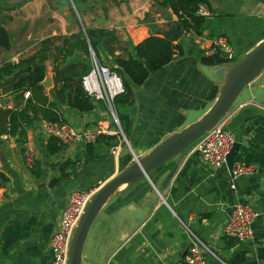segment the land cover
<instances>
[{
  "label": "crops",
  "instance_id": "crops-1",
  "mask_svg": "<svg viewBox=\"0 0 264 264\" xmlns=\"http://www.w3.org/2000/svg\"><path fill=\"white\" fill-rule=\"evenodd\" d=\"M162 1L0 0V30L6 32L0 65L32 55L46 39L55 38V46L61 47L64 39L86 30L112 31L119 47L114 54L123 55L150 35L164 36L175 24ZM207 2L203 32L183 31L174 42L180 52L173 61L142 85L132 86L131 103L117 108L128 119L126 136L100 102L93 101L90 112L59 103L52 59L45 63V79L51 82L43 87L48 106L76 131L103 134L93 144L61 146L50 155L52 137L41 120L26 126L24 142L18 134L0 133V264H50V238L71 191H97L135 158H143L210 109L225 75L201 62L212 38L226 36L235 60L264 41V0ZM97 49L98 62L111 69L103 43ZM76 53L81 55L78 64L91 66V56ZM1 99L6 104L0 110L17 107L13 96ZM227 119L239 145L234 164L252 166L253 174L233 179L227 167L212 169L188 148L127 192L123 186L105 200L86 236L81 264H177L194 237L227 264H264V70L243 89ZM27 149L35 155L34 169L23 162ZM240 203L258 213L253 239L247 242L223 232L227 214ZM202 257L205 264H219L204 250Z\"/></svg>",
  "mask_w": 264,
  "mask_h": 264
},
{
  "label": "trees",
  "instance_id": "trees-1",
  "mask_svg": "<svg viewBox=\"0 0 264 264\" xmlns=\"http://www.w3.org/2000/svg\"><path fill=\"white\" fill-rule=\"evenodd\" d=\"M162 5L171 10L179 30L197 36L203 32L206 19L198 16L197 11L201 5L209 7L207 0H163ZM55 41V38L46 39L32 55L22 57L17 63L4 62L0 65V98L11 95L17 104L12 110H0V133L7 136L18 134L24 142L26 126L32 121H62L58 111L48 106V98L41 85L46 75L45 63L50 59L53 62L54 92L58 102L79 112H90L94 109L93 101L81 87V79L89 72L90 66L81 63L66 65V61L75 51H81L87 58L92 52L100 61L97 45L103 43L112 59L111 71L121 77L125 91L114 99L116 111L118 107L131 103L132 86L142 85L150 75L167 67L180 52L178 45L169 37L150 35L141 43L124 50L125 54L115 55V50L119 48L118 41L114 33L107 30L80 32L64 39L61 47L55 46ZM201 62L217 66L230 61L219 53L204 56ZM26 92L29 93L28 99H24ZM116 116L126 136L128 119L118 112ZM60 149L58 141L51 138L47 144L48 153L54 155Z\"/></svg>",
  "mask_w": 264,
  "mask_h": 264
},
{
  "label": "built area",
  "instance_id": "built-area-1",
  "mask_svg": "<svg viewBox=\"0 0 264 264\" xmlns=\"http://www.w3.org/2000/svg\"><path fill=\"white\" fill-rule=\"evenodd\" d=\"M197 15L203 18L209 17L206 5L199 6ZM223 55L227 60L235 59L234 51L224 35H218L211 39L205 56ZM91 66L89 72L81 79V87L86 96L92 101L102 103L111 114L115 124L120 128L116 116L114 99L123 94L124 86L122 79L107 66L102 65L91 52ZM29 93L24 94L28 99ZM227 115L219 123L198 139L189 149L200 156L203 164L219 170L226 167V160L235 143L233 133L228 129ZM42 127L52 138L56 139L61 146L73 143L93 144L103 134L100 130L76 131L68 123L63 121H42ZM124 138V136H123ZM125 140V138H124ZM116 150H112L115 154ZM23 162L29 169L35 168V155L32 150L23 152ZM233 179L250 176L254 168L244 163H236L231 170ZM95 189L73 190L68 196L67 203L62 210L57 230L50 238V251L52 254L50 264H67L69 257L70 242L78 223L84 214L86 206L95 194ZM258 213L249 204H236L227 214L223 232L235 238L238 242H247L253 239V222ZM202 250L214 257L219 264H227L211 252L198 238L194 237L191 247L182 262L177 264H205Z\"/></svg>",
  "mask_w": 264,
  "mask_h": 264
},
{
  "label": "water",
  "instance_id": "water-1",
  "mask_svg": "<svg viewBox=\"0 0 264 264\" xmlns=\"http://www.w3.org/2000/svg\"><path fill=\"white\" fill-rule=\"evenodd\" d=\"M183 33V30L176 29L175 24H172L168 31L163 32L164 36L169 37L173 42H176ZM5 42L6 32L0 30V45H4ZM80 58L79 53L74 54L68 60L67 65H77ZM211 70L225 71L224 79L219 82L218 95L213 105L199 120L164 139L143 158H135L132 166L123 170L95 192L73 233L67 264H81L83 245L88 231L99 209L110 195L123 186L125 187L124 192H127L139 184L148 177L151 171L187 150L228 114L243 89L249 86L264 70V41L256 45L240 60L213 66ZM41 84L43 87H48L51 82L49 79H44ZM0 104L4 106L6 100L1 99ZM238 148L239 145L234 143L227 157L226 167L230 172Z\"/></svg>",
  "mask_w": 264,
  "mask_h": 264
},
{
  "label": "rangeland",
  "instance_id": "rangeland-1",
  "mask_svg": "<svg viewBox=\"0 0 264 264\" xmlns=\"http://www.w3.org/2000/svg\"><path fill=\"white\" fill-rule=\"evenodd\" d=\"M107 111H108V110H107ZM108 112H109V111H108ZM109 114H110V113H109ZM110 115H111V114H110ZM111 117H112V116H111ZM194 144H195V143H194ZM192 145H193V144H192ZM190 147H191V146H190ZM190 147H189V148H190Z\"/></svg>",
  "mask_w": 264,
  "mask_h": 264
}]
</instances>
